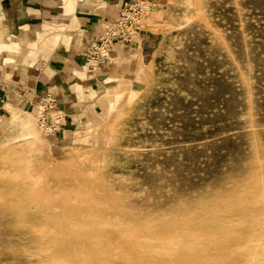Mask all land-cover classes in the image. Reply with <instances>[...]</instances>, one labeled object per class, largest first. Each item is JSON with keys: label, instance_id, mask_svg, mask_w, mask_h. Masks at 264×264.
I'll use <instances>...</instances> for the list:
<instances>
[{"label": "rangeland", "instance_id": "obj_1", "mask_svg": "<svg viewBox=\"0 0 264 264\" xmlns=\"http://www.w3.org/2000/svg\"><path fill=\"white\" fill-rule=\"evenodd\" d=\"M160 6L145 87L120 98L96 144H50L33 116L43 143L28 145L9 109L0 264H93L86 225L60 235L67 210L149 235L172 264H264V0Z\"/></svg>", "mask_w": 264, "mask_h": 264}, {"label": "crops", "instance_id": "obj_2", "mask_svg": "<svg viewBox=\"0 0 264 264\" xmlns=\"http://www.w3.org/2000/svg\"><path fill=\"white\" fill-rule=\"evenodd\" d=\"M126 2L0 0V134L9 126L10 108L39 120V102L48 95L55 102L44 122L46 142H98L120 98L145 87L147 62L159 41L153 30L157 9L110 62L98 66L86 61L87 45Z\"/></svg>", "mask_w": 264, "mask_h": 264}, {"label": "bare ground", "instance_id": "obj_3", "mask_svg": "<svg viewBox=\"0 0 264 264\" xmlns=\"http://www.w3.org/2000/svg\"><path fill=\"white\" fill-rule=\"evenodd\" d=\"M16 112L17 115L14 114L12 116V121L18 126V129L22 134L21 136L24 139V142H26V144L28 145L42 144L43 140L41 134L38 133L36 130H34V128L32 127V124L34 123V117L27 112H22L19 110H17ZM257 192H259V190ZM80 214L77 211L69 212L67 210L68 220L66 219L65 221L63 218H61L60 220L61 222L57 221L59 225L62 226L60 230V235L63 236L62 238H66L67 236L66 227L69 224L68 222H71L74 225V227L78 225H86L92 232L90 231L85 233L84 235L80 236V239H78L77 241L79 242L80 240V243H82L85 246L86 254H90L94 257L92 259L93 264H112L111 256L114 255L112 250L113 245H116V249H117L116 255L119 257V262H118L119 264H127L125 260L128 261V264H172L170 260L164 257L165 255H170V251H167V249L165 248H161L160 246H158V244H154L155 242L150 240L151 237L149 235L142 233L136 234L133 231L132 227L125 226L124 224L121 225L122 229L118 231H115V229L111 228V226L108 225L109 223L106 222L102 226H100L99 224L98 226H95L96 222L94 220L96 214H94L93 216L91 215L84 217L80 216ZM126 229L128 230L127 233L125 232ZM116 240L117 242H115ZM210 245L212 244L210 243ZM204 254L206 255V253ZM66 257H62L61 258L62 260L60 259L58 264L74 263V262L72 263L68 262ZM72 257H76V255ZM72 257L68 259H74ZM76 261L77 262H75L74 264H77L80 261L84 262L85 260H80L77 258ZM179 264H193V263H192V259H188L185 262L181 261Z\"/></svg>", "mask_w": 264, "mask_h": 264}, {"label": "built area", "instance_id": "obj_4", "mask_svg": "<svg viewBox=\"0 0 264 264\" xmlns=\"http://www.w3.org/2000/svg\"><path fill=\"white\" fill-rule=\"evenodd\" d=\"M82 2V0H78ZM160 0H127L119 15L111 21H107L101 34L97 35L86 48V61L98 66L108 63L117 49L132 42L133 36L138 31L147 14L159 9ZM54 99L45 96L39 102L40 119L38 122L47 130L44 122L46 114L52 111Z\"/></svg>", "mask_w": 264, "mask_h": 264}]
</instances>
